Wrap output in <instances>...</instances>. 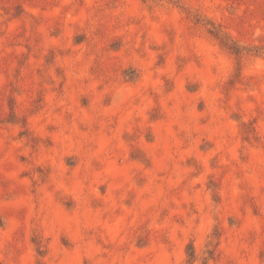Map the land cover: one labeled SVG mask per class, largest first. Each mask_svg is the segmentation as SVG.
Returning a JSON list of instances; mask_svg holds the SVG:
<instances>
[{
    "label": "rangeland",
    "instance_id": "rangeland-1",
    "mask_svg": "<svg viewBox=\"0 0 264 264\" xmlns=\"http://www.w3.org/2000/svg\"><path fill=\"white\" fill-rule=\"evenodd\" d=\"M0 264H264V0H0Z\"/></svg>",
    "mask_w": 264,
    "mask_h": 264
},
{
    "label": "trees",
    "instance_id": "trees-1",
    "mask_svg": "<svg viewBox=\"0 0 264 264\" xmlns=\"http://www.w3.org/2000/svg\"><path fill=\"white\" fill-rule=\"evenodd\" d=\"M211 32L215 33V34H219L215 30H213ZM228 48L232 49L236 53H240V50L234 44L233 45H228ZM217 240H218V234L216 232H213L212 235H210V239H209V241L207 243L208 249H207L206 252H207L208 255L204 257L205 260L213 257L212 255L214 253L215 247L218 244ZM187 254L189 256V260L194 261L197 258L196 250H195V248H194V246L192 244L188 246Z\"/></svg>",
    "mask_w": 264,
    "mask_h": 264
}]
</instances>
